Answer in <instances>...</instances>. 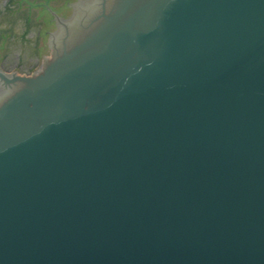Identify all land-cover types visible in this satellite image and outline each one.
<instances>
[{"label":"water","instance_id":"95a60500","mask_svg":"<svg viewBox=\"0 0 264 264\" xmlns=\"http://www.w3.org/2000/svg\"><path fill=\"white\" fill-rule=\"evenodd\" d=\"M0 70V264H264V0H76Z\"/></svg>","mask_w":264,"mask_h":264},{"label":"rangeland","instance_id":"374dc122","mask_svg":"<svg viewBox=\"0 0 264 264\" xmlns=\"http://www.w3.org/2000/svg\"><path fill=\"white\" fill-rule=\"evenodd\" d=\"M68 4L76 0H0L2 73L32 76L42 58H51L45 32H56L58 16L72 15Z\"/></svg>","mask_w":264,"mask_h":264}]
</instances>
